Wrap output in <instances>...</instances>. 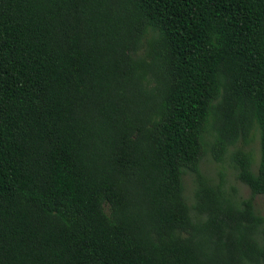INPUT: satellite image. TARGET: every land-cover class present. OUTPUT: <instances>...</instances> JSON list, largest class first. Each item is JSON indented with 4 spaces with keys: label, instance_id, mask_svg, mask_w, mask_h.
Here are the masks:
<instances>
[{
    "label": "trees",
    "instance_id": "16d2710c",
    "mask_svg": "<svg viewBox=\"0 0 264 264\" xmlns=\"http://www.w3.org/2000/svg\"><path fill=\"white\" fill-rule=\"evenodd\" d=\"M255 195L264 0H0V264H264Z\"/></svg>",
    "mask_w": 264,
    "mask_h": 264
},
{
    "label": "rangeland",
    "instance_id": "374dc122",
    "mask_svg": "<svg viewBox=\"0 0 264 264\" xmlns=\"http://www.w3.org/2000/svg\"><path fill=\"white\" fill-rule=\"evenodd\" d=\"M237 147L247 150L252 156V169H256L259 161V134L256 130H253L249 139L246 143L241 140L237 143ZM230 147L225 154L223 160L216 161L210 154H206L200 163V170L202 173L207 175L212 179H218L220 175L224 178V184L227 189L234 188L236 195L239 199L247 198L250 195L249 188L242 183L236 176V170L233 167V161L231 159ZM183 186H184V196L186 201L190 204L193 200V179L191 174L186 173L183 175ZM254 209L264 217V196L255 195L253 198Z\"/></svg>",
    "mask_w": 264,
    "mask_h": 264
}]
</instances>
